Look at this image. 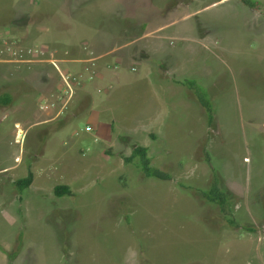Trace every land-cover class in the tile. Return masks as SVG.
<instances>
[{"label":"rangeland","instance_id":"rangeland-1","mask_svg":"<svg viewBox=\"0 0 264 264\" xmlns=\"http://www.w3.org/2000/svg\"><path fill=\"white\" fill-rule=\"evenodd\" d=\"M245 1L37 2L60 11L47 32L28 36L33 45L77 31L91 38L78 22L96 12L103 24H137L141 36L111 55L133 57L114 62L115 79L95 91L87 117L67 110L52 124L30 120L17 143L16 120L0 113V264H264V0ZM17 4L34 8L0 0V24ZM129 41L102 37L92 54ZM190 83L209 103L211 124ZM139 145L170 181L145 177L140 157L124 163ZM29 171L31 185L18 191L13 182ZM214 179L231 219L251 232L226 226L195 197ZM57 185L71 195L54 196Z\"/></svg>","mask_w":264,"mask_h":264},{"label":"crops","instance_id":"crops-1","mask_svg":"<svg viewBox=\"0 0 264 264\" xmlns=\"http://www.w3.org/2000/svg\"><path fill=\"white\" fill-rule=\"evenodd\" d=\"M30 4L35 9H28L27 6H19L18 4L16 8L11 6V11L7 17V20L0 24V37H15V39H20L24 43L30 44L32 39L28 37L29 35H32L33 33L38 36V34L44 31L47 32L50 29V27L49 29L47 28L46 21H49L53 25L55 22L54 15L60 11V6L57 8L55 7V12L50 14L51 9L48 3L42 2L40 5H37V3L30 2ZM100 13L103 12L91 14L88 13L87 15L81 16L79 18L78 23L81 26L88 27L91 32L95 33L91 35V38H88L86 33H78L77 31L75 34H73L74 37L72 39L66 38L58 42H51L48 44L42 43V45H49L51 48H56L58 50V57L61 59V66L64 69L77 70L80 67L79 64L70 62L79 61V59L85 57L86 51L83 49L84 46H87L88 49L93 52L92 50L94 49V46L92 44H101L102 37L105 36L131 40L129 43L120 44L114 47L111 51L105 50L102 53H97L98 67L100 71L99 78L88 85L86 84L76 93L70 108L68 109V114L72 119H80L89 115L87 112L94 104L95 91H101L102 84L110 83L115 79L114 77L116 76L117 71L116 69L111 68L114 62L119 61V58L128 56L133 57L131 51H128L127 54H124V57L122 55H117L118 60L113 58L111 55L115 54L116 52L120 53L124 48L126 49L128 47V44L134 42L137 40V38H139V36H141V32L139 33V30H137V24L134 26L131 22L124 21V23H122L121 20H116L113 17V20L109 24H103L99 18L104 14ZM66 15L67 16L65 18L69 20V15ZM41 23L45 26L41 27ZM125 23L129 25H126ZM56 25H58V22ZM160 29H162V27L156 29L155 31ZM169 44H171V42H169ZM0 68V101L4 96L8 97V99L11 101V104L8 106H2L0 104V113H2V119L12 116L13 119L16 120L15 125L19 124V126L28 124L30 120H41L40 123L46 124H52L57 121V118H53L54 115L52 113H42L37 110L40 98L52 93L58 87V84L56 86L53 84L56 78L58 80V77L51 65L47 63H41L34 66L32 65L31 68H14L13 65L0 64ZM5 69H7L10 74L13 73L14 79L8 83L2 79V71H5ZM90 120L96 125L101 124L100 120L98 121V117L95 114L90 116ZM33 125H37V123ZM101 126L102 125H100V127ZM80 149V154L86 152L83 150V148Z\"/></svg>","mask_w":264,"mask_h":264},{"label":"built area","instance_id":"built-area-1","mask_svg":"<svg viewBox=\"0 0 264 264\" xmlns=\"http://www.w3.org/2000/svg\"><path fill=\"white\" fill-rule=\"evenodd\" d=\"M37 3L41 0H28ZM83 49L86 51L84 58L79 61L70 63L79 64L77 70L64 69L61 66V59L58 57V50L51 48L49 45L23 44L15 37H0V64L13 65L16 68L27 67L32 65L47 63L55 70L58 77V87L52 93L41 97L38 102L37 110L39 112H50L53 118L60 117L66 112L76 95L86 84H90L99 78L98 58L88 50L87 46ZM114 68V67H113ZM17 131L16 142L20 134L24 132L20 129L19 124L15 126ZM86 128V131H89Z\"/></svg>","mask_w":264,"mask_h":264},{"label":"trees","instance_id":"trees-1","mask_svg":"<svg viewBox=\"0 0 264 264\" xmlns=\"http://www.w3.org/2000/svg\"><path fill=\"white\" fill-rule=\"evenodd\" d=\"M244 3L246 5H249L250 7H253V4L249 3V1H245ZM188 87L192 91L195 90L194 92H191L192 97L195 98L197 103L203 109V112L206 114L208 124H211L213 117L211 114V108H210L209 103L201 95L199 96L197 93H195L197 89L195 88L194 84L190 83ZM0 104L2 106H8L9 104H11V101L8 99V97L4 96L1 99ZM137 157H140V160H141L140 166L142 169V173L145 177L147 178L154 177V178H158V180H161V181L171 180V177L168 174L161 172L158 169L150 167V160L147 158L146 148L141 147V145L134 147L133 150L131 151V154L128 157L124 158L123 161L125 164H130ZM205 162L207 163L208 167L211 169L210 158L207 154L205 155ZM32 180H33V175L29 171L27 176L24 179L13 182V185L18 189V191H22L24 188H27L31 185ZM217 185L218 184L216 180L214 179L213 185H211L207 191H194V195L199 200L206 201V202L213 204V206L217 208L221 216L225 218L226 226L230 227L231 229H235V230L244 229L245 231L251 232L247 226L238 224L236 223V221L231 219L229 204H228L230 203L229 195L225 191L220 189ZM53 194L56 197H62L65 195L70 196L71 191L66 185H57L53 188Z\"/></svg>","mask_w":264,"mask_h":264},{"label":"water","instance_id":"water-1","mask_svg":"<svg viewBox=\"0 0 264 264\" xmlns=\"http://www.w3.org/2000/svg\"><path fill=\"white\" fill-rule=\"evenodd\" d=\"M22 137H23V134H20V136H19L18 140H20V138L22 139Z\"/></svg>","mask_w":264,"mask_h":264},{"label":"bare ground","instance_id":"bare-ground-1","mask_svg":"<svg viewBox=\"0 0 264 264\" xmlns=\"http://www.w3.org/2000/svg\"><path fill=\"white\" fill-rule=\"evenodd\" d=\"M34 3V2H33ZM111 90V89H110Z\"/></svg>","mask_w":264,"mask_h":264}]
</instances>
